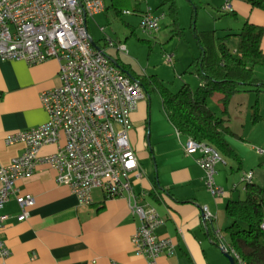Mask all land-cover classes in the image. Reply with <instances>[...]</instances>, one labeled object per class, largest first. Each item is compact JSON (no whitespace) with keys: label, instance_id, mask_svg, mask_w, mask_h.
<instances>
[{"label":"built area","instance_id":"1","mask_svg":"<svg viewBox=\"0 0 264 264\" xmlns=\"http://www.w3.org/2000/svg\"><path fill=\"white\" fill-rule=\"evenodd\" d=\"M222 9L230 11L231 6L227 2ZM105 10V0H0V60L39 64L56 59L61 79L60 85L40 95L47 121L5 137L6 144L23 143L24 150L10 164L0 167V210L15 195L21 207L18 219L25 220L36 200L22 193L17 182L31 177L39 164H47L55 170L57 182L67 186L81 205L94 203L95 189L104 191L107 198L126 194L141 221L132 235L135 252L145 256L148 264H160L163 254L175 252V243L158 233L164 219L149 203L140 204L133 188L143 171L130 133L133 114L147 93L140 79L125 73L103 47L98 50L93 45L88 19ZM141 14V27L146 32L159 30L164 14H156L151 7ZM107 44L121 52L127 50L125 44L111 39ZM177 134L183 136L178 130ZM63 136L65 143L59 145L58 151L39 154L45 145L60 144ZM184 149L197 156L211 194L225 195V188L215 179L222 154L214 146L189 136ZM252 179L253 172H246L241 182ZM201 211L205 224L214 219L208 206ZM6 218L0 213V258L4 261L12 256L1 236ZM215 234L218 244L233 255L235 263L246 264L231 245L227 249L221 242V230L216 229Z\"/></svg>","mask_w":264,"mask_h":264},{"label":"crops","instance_id":"2","mask_svg":"<svg viewBox=\"0 0 264 264\" xmlns=\"http://www.w3.org/2000/svg\"><path fill=\"white\" fill-rule=\"evenodd\" d=\"M227 2L231 6L228 12L241 24L249 21L264 25V10L260 7L246 0H223L221 5ZM233 39L235 45L231 47L234 48L238 38ZM262 48L264 50V35ZM130 67L137 73L132 65ZM60 84L56 59L39 64L0 60V167L10 164L12 158L24 150L23 143L6 144L7 134L47 121L48 114L40 95ZM145 108L141 100L133 114L130 137L139 161L151 157L156 171L144 172L134 181L133 188L138 202L149 203L164 219L158 233L175 243V252L163 254L160 264H231L217 250L215 230L227 202L238 191L241 179L237 182L239 178L233 174L226 179L219 174L217 178L221 168L228 175L227 166L219 162L215 179L226 193L215 197L207 190L206 173L197 163V156L185 152L186 136L179 137L170 131L160 134L157 131L153 136L152 131L150 152L141 141H133L134 128L140 135L145 132L142 125ZM64 143L63 136L60 144L45 145L39 154H52ZM141 170L144 171L142 164ZM17 184L22 193L34 196L36 203L25 220L18 219L21 207L15 195L0 210L7 216L1 236L12 250L9 259L0 258V264H148L145 256L135 252L132 235L141 221L126 194L107 198L104 191L95 189L94 203L81 205L67 186L57 182L55 170L47 164H39L31 177ZM143 194L144 197H140ZM203 206H208L214 216L207 224L202 220Z\"/></svg>","mask_w":264,"mask_h":264},{"label":"rangeland","instance_id":"3","mask_svg":"<svg viewBox=\"0 0 264 264\" xmlns=\"http://www.w3.org/2000/svg\"><path fill=\"white\" fill-rule=\"evenodd\" d=\"M160 1L105 0L106 11L89 17V31L95 42H98L106 50L108 56L132 65L137 73L147 76L155 74L175 92L185 83H189L192 88L196 89L200 84V79L194 74L191 63L193 57L200 54V48L193 30L194 23L198 31L215 30L219 36L237 32L243 24L237 21L232 13L222 9L221 2L223 0H175L182 29V33L177 34L172 31V19L168 7L161 5ZM150 7L156 14H164L159 30L151 33L141 27V13ZM110 39L116 44H125L127 50L121 52L116 46L111 47L107 44ZM234 45L235 39L232 40L230 46ZM255 76L264 82L263 66L255 68ZM257 88L259 87L239 92L233 98L226 112L218 101L219 93L209 98L208 104L220 117L229 120L228 124L236 134H227L226 137L240 158L238 161L222 154L223 161L220 164L227 166L228 175L221 168L217 178L219 174H222L224 179L233 174L238 176L237 182H239L244 173L253 172L255 182L264 188V86L261 87L263 91L260 92L257 91ZM241 89L244 90L245 87H241ZM143 102L146 107L145 117L142 121L145 132L140 135L137 128H134L136 133L132 134V138L135 142L141 141L140 143L145 144V148L150 152L148 144L152 149V131L153 136H156L155 132L157 131L158 134L170 131L177 135V130L164 110L160 94L153 92L150 97L147 95L143 98ZM257 102L262 118L253 122L251 119L252 105ZM148 137L150 141H148ZM140 163L143 165V173H146L147 170L150 173H155L156 167L151 157L146 161L141 159ZM239 184L237 193L234 192V200L245 199L247 196L246 183L240 182ZM207 190L209 191V189ZM140 197H144V194ZM139 203L145 204L140 200ZM231 221L225 211L218 227H216L221 230V242L227 249H230L231 239L226 228L231 224ZM217 250L226 261L227 258L221 243L218 244ZM227 262L229 261L227 260Z\"/></svg>","mask_w":264,"mask_h":264},{"label":"trees","instance_id":"4","mask_svg":"<svg viewBox=\"0 0 264 264\" xmlns=\"http://www.w3.org/2000/svg\"><path fill=\"white\" fill-rule=\"evenodd\" d=\"M248 1L264 10V0ZM160 2L169 9L172 31L182 33L175 0ZM193 30L200 48V54L194 56L191 63L194 74L200 79L196 89L185 83L178 91H172L157 75H141L130 65L119 60L116 62L129 76L141 80L149 97L153 92L160 94L164 110L176 130L240 161L226 137L227 134H236L235 131L227 118L220 117L209 106L208 100L219 93L218 101L226 112L239 92L254 90V87H259V92L263 91L264 82L255 76V68L264 67V25L246 21L239 31L223 36L217 35L215 30L198 31L195 23ZM233 37L238 38L234 48L230 46ZM252 109V121L261 120L258 102L252 105ZM245 189V199H230L227 202L226 212L232 221L226 231L231 246L246 264H264V188L252 179L246 183Z\"/></svg>","mask_w":264,"mask_h":264},{"label":"water","instance_id":"5","mask_svg":"<svg viewBox=\"0 0 264 264\" xmlns=\"http://www.w3.org/2000/svg\"><path fill=\"white\" fill-rule=\"evenodd\" d=\"M92 43H93V45H94L98 50H101V46H100L97 42H95L94 39H92ZM115 63H116L118 66H120L116 61H115ZM127 73H128V72H127ZM148 141H150V140H149V137H148ZM148 145H150V144H148ZM224 254H225V256L229 259V261L231 262V264H236V263H235V258L233 257V255H231V254L228 253V252H224Z\"/></svg>","mask_w":264,"mask_h":264}]
</instances>
